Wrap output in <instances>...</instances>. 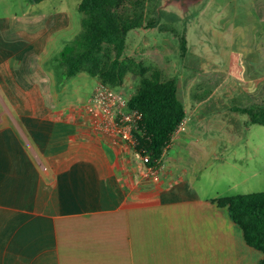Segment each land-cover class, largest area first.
Returning <instances> with one entry per match:
<instances>
[{"label": "crops", "instance_id": "obj_1", "mask_svg": "<svg viewBox=\"0 0 264 264\" xmlns=\"http://www.w3.org/2000/svg\"><path fill=\"white\" fill-rule=\"evenodd\" d=\"M55 26H65L64 16ZM13 33L1 25L0 264L262 260L263 253L246 244L227 208L215 201L229 196L202 192L206 184L213 189L218 174H203L214 167L215 154L210 141L199 140L206 139L201 124L191 129L182 121L153 180L129 148L94 131L77 104L62 101L67 79L87 74L65 75L61 54L73 41L41 66L37 56L45 44L23 31ZM191 97L193 120L212 96Z\"/></svg>", "mask_w": 264, "mask_h": 264}, {"label": "rangeland", "instance_id": "obj_2", "mask_svg": "<svg viewBox=\"0 0 264 264\" xmlns=\"http://www.w3.org/2000/svg\"><path fill=\"white\" fill-rule=\"evenodd\" d=\"M80 1L31 4L28 0H0V28L5 24L12 33L23 31L30 40L43 42V52L37 56L42 66L79 36ZM119 10L142 20V26L124 37L118 70L121 78L110 79L114 90L129 99L141 80L154 73L160 81L177 80L186 112L184 127L201 124L200 136L206 139L199 140L213 144L214 167L203 174L218 176L213 189L202 186L203 194L216 192L223 197L263 192L264 126L250 123L239 109L264 106V5L253 0H200L185 6L167 0H125ZM55 16L59 19L53 25ZM63 16L65 26L55 28ZM119 39L104 41L94 54V62L104 74L110 69ZM183 40L185 51L181 50ZM97 85V78L79 73L67 79L61 99L67 105H80ZM192 95L212 98L190 120ZM202 179L206 183L207 178Z\"/></svg>", "mask_w": 264, "mask_h": 264}, {"label": "trees", "instance_id": "obj_3", "mask_svg": "<svg viewBox=\"0 0 264 264\" xmlns=\"http://www.w3.org/2000/svg\"><path fill=\"white\" fill-rule=\"evenodd\" d=\"M41 1L30 0L31 3ZM124 1H80L78 11L82 14L81 32L61 54L66 65V77L84 71L114 89L110 79L114 76L121 78L118 70L124 37L128 31L142 26V20L132 19L119 10ZM113 37L120 39L110 69L104 74L94 62V54L101 49L104 41ZM181 50H186L185 40L181 42ZM128 107L141 113L139 129L135 134L137 146L144 150L142 155L148 156L146 165L156 167L171 136L185 119L183 105L177 97L176 80L160 81L156 73L142 79L137 91L128 99ZM239 111L247 114L250 123L264 126V106L256 110L250 107ZM215 201L227 208L230 219L241 228L246 244L263 253L258 264H264V191L237 194Z\"/></svg>", "mask_w": 264, "mask_h": 264}, {"label": "built area", "instance_id": "obj_4", "mask_svg": "<svg viewBox=\"0 0 264 264\" xmlns=\"http://www.w3.org/2000/svg\"><path fill=\"white\" fill-rule=\"evenodd\" d=\"M75 109L86 116L94 131L129 148L146 167L153 180H158L155 166L146 165L148 156L142 155L144 150L137 146L135 134L139 129L141 113L128 107V99L124 95L100 83L90 97ZM180 129L181 124L177 131Z\"/></svg>", "mask_w": 264, "mask_h": 264}, {"label": "water", "instance_id": "obj_5", "mask_svg": "<svg viewBox=\"0 0 264 264\" xmlns=\"http://www.w3.org/2000/svg\"><path fill=\"white\" fill-rule=\"evenodd\" d=\"M199 1L200 0H167L168 3H175V4H179L181 6H185L189 3H196Z\"/></svg>", "mask_w": 264, "mask_h": 264}]
</instances>
